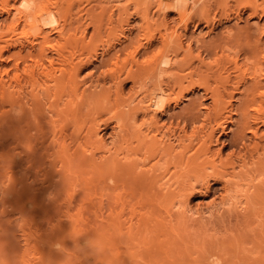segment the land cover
<instances>
[{"label":"bare ground","instance_id":"1","mask_svg":"<svg viewBox=\"0 0 264 264\" xmlns=\"http://www.w3.org/2000/svg\"><path fill=\"white\" fill-rule=\"evenodd\" d=\"M74 1L69 0L71 9ZM158 1L156 6L160 2L161 6H165L163 0ZM220 1L217 2L218 6L226 7L228 0ZM232 1H236L232 15L224 10V13L218 14L217 21L222 24L223 20L231 18L237 21L242 9H250L246 31L253 37L255 48L252 44V48L250 46L247 50L229 45L234 37L235 40L238 38L237 35L233 36L231 26L224 25L219 35L228 40L224 42L222 39L224 44L218 45L220 54L215 59L211 57L214 60L212 64L213 60L207 61L208 54H204L206 51L202 48L203 29L198 30L201 22L206 26L212 23L213 26L208 28L210 32L216 28L214 25L217 22H213L216 16H211L206 7L200 8L199 12L185 4L192 13H200H196L199 16L197 22L194 21L191 33L186 36L185 32L189 30L187 20L193 15H188L192 13L186 8L187 12L185 5L177 4L178 8H174V2V5L167 2L171 10L179 9L176 10L179 20L172 27L165 26L164 10L167 6L162 8L158 5L164 11L160 16L163 15L161 24L166 31L161 32L158 42H154L157 38H154L152 31L148 32L149 24L144 26V22L149 23L148 0H129L136 4L137 9H141L135 12V21L137 24L140 22L136 26L148 31L141 36L144 39H136L140 42L130 45L131 49L125 50V56L121 58L119 52L127 47L116 49V44L119 42L121 45L129 38L124 26L119 30V27H113L107 41L91 44L85 40L84 32L87 29L81 30L77 26L72 32L67 28L68 32H64L67 24L72 22L73 14L70 7L61 4V0H0V16H3L0 21V59L4 51L12 46H19L20 50L27 48L25 54L19 55L22 66L14 63L12 74L4 68L2 71L6 77L0 71V128L6 129L3 131L10 133L12 141L17 142L15 161L19 167L16 171L5 170L0 174V214L5 213L6 202L23 206L48 198L60 203L58 205L64 203V216L73 218L84 212L83 201L81 204L75 201L78 207L74 213L77 214L69 213L73 209L70 208L76 193L78 195L81 190L88 189L97 194L100 189L102 197L105 194L110 196L111 192L105 193L107 189L112 191L110 197H113L118 210H106L109 213L106 217L103 207L96 206L97 203L96 207L93 205L96 211L94 215L100 217L97 228L104 231L106 221L110 228L124 229L126 237L120 236L118 240L125 243L122 245L124 251L133 253L131 255L134 257L138 249H142L137 253L139 256L154 258L163 255L171 258L182 249L203 248V254L210 256L216 253L215 257H220L219 260L224 262L237 257L240 251L257 253L255 251L264 248V218H261L264 216V128L261 129L264 126V24H258L264 16V0ZM113 5L122 11L121 7H125L127 2L121 7L115 3ZM224 7L220 8L223 10ZM183 9L186 11L183 12ZM87 12L89 16L90 12ZM111 13L109 17L113 15ZM83 16L77 15L74 22L77 19L81 22ZM128 17H122L117 26L124 23L129 25ZM114 28L118 31L114 32ZM78 32L80 34L77 36ZM65 33H71V37ZM183 35L186 37L185 43ZM121 36L124 40H121ZM69 37L72 42H69ZM113 49L116 50L108 57L110 61L103 63L108 65L107 68L100 69L101 72L97 68L100 72L97 77L83 78L86 73L81 77L80 71L85 64L93 63L99 57L104 58ZM256 50L262 58L260 62L256 58L259 56ZM223 60L233 63L234 70L240 71V76L248 75L253 81V86L250 84L247 89L244 85V95H247L245 100L243 95L244 107H240V103L239 107H235L231 101L234 97L231 91L239 92L241 87L242 93V84L236 83L229 92L223 91L227 88L224 82H230L229 72L226 75L224 72V78H218L225 85H219L220 80H216L219 84L216 82L212 87L207 76L199 71L201 68L209 70ZM99 62L102 64V61ZM195 76L198 78L195 79ZM164 78L170 79L171 87L167 84L170 88L180 86V83L184 86V80V83L190 82L175 95L174 106L186 99L187 92L196 86L205 92V97L211 98L212 105L204 111V124L200 128L193 126L190 130V125L186 123L178 122L175 125L161 121L164 120L163 116L169 114L171 106V97L167 98L169 94L165 86L169 80L166 82ZM125 80L131 81L126 94L123 90ZM219 86L223 89L220 90ZM225 111L227 114L224 117ZM238 113L244 114L243 121L238 120L240 125L237 122L239 130L234 133L233 143L239 145L238 152L236 149L234 153L230 151L224 156L220 148H211L212 143L218 141L215 131L226 132L227 128L237 125L234 115ZM107 128H110V132H107L110 139L104 136L103 130ZM246 138L251 139L249 145ZM25 156L35 159L31 165L35 166L32 172L30 166L24 165L25 159H28ZM88 171H92V175L86 178ZM214 182L221 185L220 197L193 206L191 198L194 193H208ZM22 206L17 208L19 215L11 223H19L28 215ZM138 207L142 208V212ZM260 215L261 219H257ZM255 223L261 235L253 233ZM19 230L23 231V228ZM24 240L28 241V238L24 237ZM248 243L255 250H249L246 247ZM168 244L176 245L177 249L167 250ZM19 249L24 256L26 248ZM141 256L139 258H143ZM254 261L251 256L244 255L239 259V264H255Z\"/></svg>","mask_w":264,"mask_h":264},{"label":"rangeland","instance_id":"2","mask_svg":"<svg viewBox=\"0 0 264 264\" xmlns=\"http://www.w3.org/2000/svg\"><path fill=\"white\" fill-rule=\"evenodd\" d=\"M61 1H62L61 4L63 6L70 7V9H71V5L69 6V4H68V3H70L69 0L68 1L67 0H61ZM66 1H67L68 5L67 4L65 5ZM115 1L116 0H111V1L110 0H79V1L76 0V1H74V4L72 3L73 7L71 9V13L73 14V15H71V17H73V19H72L71 23L67 24V27H65L64 32H68L70 30H71L70 32H72V29L74 31L75 27L77 28V26H79L81 30L87 29L84 32L85 40L89 41L91 44H99L100 42L107 41L109 39L108 37L110 36V34L112 35V33H110V32H111V30L113 31V27H119L118 28V30H119L121 26H122V28L124 26L125 28H123V29L126 30L125 31L126 34H129V38L126 39L125 41H123V43L121 45L119 44V42H117V44H116V49H118V47H123V48L127 47V48L122 50L124 52H122V51L119 52L120 57L122 58L123 56H125L124 55L125 50L128 51L129 49H131V47H129L130 45L134 46L135 44H138V42H140V41L137 42L136 39H140V40L144 39L141 36H143V33L147 32L148 30H149L148 32L152 31L153 34H155L154 38H157V39H154V42L155 41L158 42V40H160L159 35L161 34V32L166 31L164 29L165 28L164 25L161 24V20H162L161 17L163 15L160 16V14H163V13H161L163 11L162 8L167 6L168 3H170V4L172 3L173 5L175 3V5L172 6L174 8H178V7H176L177 4H179L180 6H182V5L184 6L185 4H187L188 6H191L192 10L196 9L199 12L201 10L200 8H202V7L203 8H205V7L209 8L208 11H210L211 16H216V18L214 17V19H213L214 23H215V21L218 23V21H217L218 17H219L218 14L224 13L225 11L226 12L228 11L227 13L231 14V13H233V10L235 9V6H236V5L234 6V3H236V1H232V0H228V2L226 3V7H224L225 5L220 6V7H224L223 10L217 4V2L219 0L217 2L215 0H175V2L173 0L172 1L171 0H163L162 4L165 2V6L164 5L161 6L160 5L161 2H160L158 4L160 7H162L160 9L158 7V5L156 6V3L159 2L158 0H148L149 3H147V4H150V5H149V8H148V6H147V8L149 9V11H148V9H144V8H143V10H145V11L147 10L149 13V14L147 13V15L149 16V18H147L149 23H147V21L144 22V26H147L149 24L148 25L149 27H148V30L142 31L141 27L136 26V25H139L140 22L137 24L135 21L136 20L135 17H136V13H137L136 10L141 11V9L140 10H139V8L137 9L136 4L130 3L129 0H120V1L117 0V2H115ZM125 1L127 2V5H126ZM151 1H152V3H150ZM153 1H156V2H153ZM221 1H224V0H221ZM195 2L197 5L195 4ZM114 3L117 6L119 4L120 7L126 5L125 7H121L123 12L121 10H118L117 9L118 7L116 8V6L113 5ZM190 3H191V5H190ZM111 4H112V6H111ZM121 4H123V5H121ZM192 4H193V7H192ZM223 4H224V2H223ZM227 4L229 6H227ZM133 5H134V7H133ZM179 5H177V6H179ZM187 5H185L184 8L185 9L187 8L189 10V12L192 13L194 10L192 11L190 9V7L188 8ZM155 6L158 7V8H156V9H158V12H159L158 14L156 13L157 10H155ZM150 7H151V9H150ZM229 7H231V8H229ZM107 8H108V10H107ZM109 8H111L112 11ZM124 8L127 10L124 11L125 10ZM170 8H171V6H167L164 10L165 11V20H166L165 26L168 25L170 27V25H171V27H172L173 25H175L177 19L179 20V14L176 11V10L179 11V9L173 8L171 10ZM159 9L161 11H159ZM185 9H183L184 10L183 12H185L187 10V9L186 10ZM143 10H142V12H143ZM188 10H187V12H188ZM217 10H219V11H217ZM85 11L86 12L88 11L87 13L90 12L89 16L86 15ZM111 12H113V15L109 17ZM199 12H196V13L198 14ZM218 12H220V13H218ZM250 12H251L250 9H246V8L242 9L240 11V19L235 21L236 19L232 20V18H231L229 20H223V24L221 22L218 24L215 23L214 26L216 28H214L215 30H212L211 32L208 30V28L210 29L213 26L212 23H211V25L209 24L210 26H208V25L206 26L203 22H201L199 24L200 29L198 28V30L203 29V31H202V33H203L202 44L204 45V47H202V48L206 51V52H204V54L205 53L208 54L207 61L211 62L213 59H215L220 54V52L218 50H219V47L221 46V44L223 45L225 40H228L227 38L224 39V38L220 37L221 35H219V31L222 30V28H221L222 26H223V28L225 26H228V27L231 26L234 30L233 36L237 35L238 39L235 40L236 38L234 37L235 39L233 38V40H235V41H233V40L231 42L229 41L230 42L229 45H231L234 48H239V49L244 50V48L245 49L249 48L252 44V46L255 48L253 37L250 34H248V32L246 31V25L248 24V20H249L248 14ZM103 13L105 15H103ZM196 13L188 14L189 16L193 15V16H190L193 19H191L189 17H188L189 20L186 19L187 23H188L187 29H189V30H186L185 35L191 33L190 31H192V27H193L192 25H193L194 21L197 22L196 20L199 16H197ZM76 14L77 15H80V14L84 15L82 18L84 21L81 19L83 21V24L81 23L82 21L80 22V20L78 21V19L76 20L77 23L74 22L75 18H77ZM194 14H196V15H194ZM128 15H129V17H128ZM185 15L187 16V13H185ZM185 15H184V17H185ZM126 16L128 17V22L130 21L129 25H126L124 23V21H125L124 20V21H122L124 23V25L117 26L118 24L121 23L120 20L122 19V17L126 18ZM2 18H3V16H0V21ZM110 18H112V20H110ZM190 20H191V22H190ZM78 22H80L81 24ZM91 22H92V24H91ZM93 22L96 23L95 24L96 25L95 30H94L95 27H94ZM88 23H90V24H88ZM77 24H79V25H77ZM258 24H259V26L260 25L262 26V24H264V16H262V18L259 19ZM84 26H85V28H84ZM69 27H71V29ZM131 27H132V29H130L131 31H129L128 29ZM137 27H139V28H137ZM66 28L69 30L67 31ZM149 28H151V30ZM80 29L78 31H81ZM159 29L161 31H159ZM241 29H243V30H241ZM118 30H116V28H114V32L118 31ZM154 30H155V33H154ZM156 30H158L160 33L157 32ZM187 31H188V33H187ZM205 32H206V34H205ZM236 33H238V34H236ZM65 34H63V36H65ZM70 34H66V35L70 36ZM79 34H80V32L77 33V36ZM113 35H114V33H113ZM55 36H56V38L59 37V36L57 37V35H55ZM70 37H69V39H70ZM182 39L184 40L183 42L185 43L186 37H184V35L182 36ZM222 39H224L223 40L224 42H222ZM248 39H249V41H248ZM70 40L71 41H69V42H72V39H70ZM121 40H124V38L122 37ZM55 42H56V40H55ZM249 43H250V45H249ZM218 45H220V46H218ZM247 45H249V46L247 47ZM216 46H217V48H216ZM252 46H251V48H252ZM12 47L13 48L10 47V48L6 49L4 51L2 58L0 59V71L2 72V75H4V72L2 71V70H4V68H5V70L7 69L10 74H12V72L14 71V65H15L14 63L18 62V63H20V66H22V63H21L22 60L19 57V55L25 54L27 48L25 50L24 49L20 50L19 46H12ZM18 49L20 50V52H18L19 51ZM67 49H70V48L68 47ZM116 49L111 50L109 52V54H107V55L105 54L104 58L99 57L98 58L99 60L96 59L93 63L85 64L84 68H82V70L80 71L81 77H83L85 73H86V75H88L89 73L92 75L91 76H90V74L88 76L85 75L83 78H91L92 76H93L92 78L97 77L96 75H99L101 72L100 69L107 68L108 65H105V64L103 65V63L110 61L108 57L109 56L111 57L112 53ZM215 51L217 52V54H215L216 53ZM249 52H250V50H249ZM255 53H257V50ZM256 55L260 56L259 53H257ZM259 56L256 57L258 59V62H260V60H262L261 56H260V58H259ZM211 57L213 58L212 60H211ZM18 58H20V59H18ZM99 61H102V64ZM223 61L224 62L221 61V63H219L218 65H216V64L214 66L212 65L211 66L212 68L209 70H205L204 68H201V69H199V71L203 76H207V79H209L208 82H209L210 86H212V84H213L214 87H215L216 82H218L217 84H219V81H216V80H220V79L224 78V75H226L229 72L228 74L230 76L229 77L230 82H228V84H227V82H224V83H226V86L228 89L226 88V90H223V91L227 92L228 90H232L236 83H239L240 86L242 84V87H243L242 93H241V87H240L239 92L235 91L234 89L231 91V92H233V95L235 97V98L233 97L231 99V101L235 107L236 106L239 107L240 104L242 105L240 107H244L245 104L243 102H245V101H243L242 99L245 96L244 97V100H245L247 95L246 94L244 95L245 91H243V90L247 89V86L249 87L250 84H251V86H253V83H252L253 81L251 80L250 77H248V75L245 77H243V75L240 76V71H238L236 69L234 70V64L233 63L227 62L228 63L227 64V63H225L226 62L225 60H223ZM195 62H194V65L196 67L197 62H196V64H195ZM213 62H214V60L212 61V64H214ZM99 63L103 66H101ZM220 64H224V65H220ZM104 66H106V67H104ZM217 67L219 68L220 71H222L224 69L222 71L223 73L219 72ZM223 67H225L226 69ZM97 68L100 72L97 70ZM212 69H214V70L211 71ZM218 72H219V75L221 77H218L219 76V75H217ZM224 72H225V74H224ZM236 72L239 73V75H237ZM238 76H240L241 78H239ZM123 77L124 76L122 75V78ZM197 78L198 77H196L195 79H197ZM218 78H220V79H218ZM164 80L165 81L169 80L168 83H166V84L164 83L165 86L171 82L170 79H168V78L167 79L164 78ZM231 80L234 81L233 82L234 85H233ZM237 80H241L242 83L240 81H237ZM250 80H251V82H249ZM185 81L186 80H184L182 82V84L184 86H182L181 83L179 84L180 86L177 85V86H174L172 88H170L171 87L170 84H169L170 87L168 85L166 86L167 95L169 94V96H167V98L170 99V97H171L170 100L168 99L171 103V106H170V111L168 112L169 114H167V116H163L164 120L161 119V121H163V122L167 121L166 122L167 124L171 122L172 124H175V125L178 122L183 123V124L186 123L187 125H190V126H188V128L191 130V128L193 126L200 128L204 124V116H205L204 111L206 110L207 107H211L212 101H211V98H209L208 96L205 97V92L202 89L199 90V88L197 89V86H196L195 89H193L191 92H187L186 99L182 100V102H180L178 105L174 106V99L173 98H175V95H178L180 90H182L183 87L185 88V86H187L188 83H190L187 81L186 82L187 85H186V83H184ZM220 83L221 84H219V85H222V83H223L222 80H220ZM228 85H229L230 89H229ZM244 85L246 86L245 89H244ZM123 86H124L123 87L124 93L126 94L128 92V89H130L131 81L125 80ZM219 87H220L219 88L220 90L223 89L221 86H219ZM171 89L172 90L175 89V90L172 91ZM224 97L226 98V96H224ZM172 99H173V102L171 101ZM224 113L222 116L225 117L227 112L225 111ZM243 116H244V114H241V113L235 114L234 117L236 118L235 121L237 120L236 123L238 122L240 125V123H241L240 121H243V118H244ZM224 117H222V118H224ZM238 117H240V119H238ZM238 120H240V121H238ZM238 123H237V125H238ZM229 125H231V124H228V126ZM237 125L236 124L233 125L232 126L233 129L227 128L226 132L215 131V134L218 138V141H216L215 143L214 142L212 143L213 144L211 146L212 150L216 149V148L217 149L220 148L222 150V154L224 156L230 154V153H228L230 151L234 153V151H236V149L239 148V145H235L233 143L235 141L234 133H235V131L237 132L239 130V125L238 126ZM262 128H264V126H261V129ZM109 129L107 128V129L103 130V132L105 133L104 136L106 135L105 138H107V139H110V136H108L109 134L107 133V132H110ZM3 130L7 131L6 129H3ZM3 130L0 128V174L2 171H5V170L6 171H8V170L16 171L19 168V167H17V162L15 161V153L17 152V148H15V147L17 145V142L12 141L11 134L5 133ZM3 133H5V134L3 135ZM245 141H246V143H248V145L251 143L250 138H246ZM232 144H234V145H232ZM10 149H12V150H10ZM236 152H238V149ZM29 155H32V154H29ZM27 156H25V157H27ZM27 158L28 159L27 160L25 159V162L23 161L24 165H27L26 167L30 166L29 169H31V172H32V170L35 166L33 167L31 165L35 159L33 160L34 157L33 158L27 157ZM26 161H27V163H26ZM28 164H30V165H28ZM33 173H34V171H33ZM85 174L87 176L86 178H89L92 175V171L91 172L88 171V173H85ZM93 179H95V178H93ZM220 186L221 185L219 184V182H214L211 185L212 189L208 193L201 194L198 192V194H197V191H196L195 192L196 194L194 193V195L191 198L192 199L191 204L193 206L194 205L197 206V204H200V203L201 204L207 203L210 199H214V198L218 199V197H220L219 195H221L220 193L222 192V190H221L222 188ZM95 192L96 191H94V190L85 189V190H81V193H79V190H78V193L81 194L82 196H80L79 194H78L79 195L78 196L76 193V196L73 197L74 201L72 200L73 202L71 203L72 207L70 206L71 207L70 209H72V208L73 209L69 210V213H70V211H72L73 213L76 212V208L78 207L77 204L82 202V201H83L82 206H84L83 207L84 212L82 211V214L80 216L75 215L77 213H74L75 216L73 218L71 216L70 217L68 216L69 218L64 216V214H63L65 211L64 210L65 206L63 205L64 203L61 205H58L60 203H57V201H54L53 199H52L53 200L52 201L51 199L48 200V198L47 199L41 198L39 200H36L32 203L25 204L23 206L20 204H15L12 201L6 202L5 203V210H6L5 213L3 215L0 214V264H239V259L244 255L251 256L253 259H255V261H254L255 264H264V248H261L260 251H255L257 253H254L252 251H250V253H249L246 250L240 251L238 253L237 257L229 258L224 262L219 260V259H221L220 257H215L216 253L212 254L210 256H207L206 253L203 254L202 253L203 248H201V249L200 248H192L189 251H185L182 249V251L180 253H178L175 256H171V258L164 257L163 255H160V256L154 257V258H152V256L145 257V256L140 255L143 258H139L140 256L137 253L138 252L140 253V251L142 249H138V251L136 252V256L134 257L131 255L133 253L130 254V253L124 251L122 245L124 246L125 243H123V242L120 243V241L118 240L120 236L126 237V235L123 234L124 229L120 231V230L112 228V227L110 228V227H108V224H106L107 223L106 221L104 222V225H106V226H104L106 228L104 231L97 228V225L100 221V217L97 218L98 216L94 215L93 212L95 211L94 210L95 208H93V205L95 206L97 203L98 205H96V206H100L101 208L103 207V209H104V210H102V211H104L103 213L110 212V209H111V211H114V209L117 208L118 206L117 205L115 206V203H113V201H112L113 197L112 198L110 197V196H112L111 190L108 191L106 189L105 193H108V192H111V193H109L110 196L108 194L103 195L104 197H102L99 194L100 189H99V191H97L98 192L97 194H95ZM97 196H99L100 199ZM102 198H105V199H102ZM107 198H108V200H107ZM109 198H111L110 199L111 201L109 200ZM75 201L78 203H76ZM104 203H105V205H104ZM51 204H53V205H51ZM21 206L24 207L26 211H28V215L25 216L21 221H19V223L18 222H12L11 223V220L14 219V217H16L17 215H19V213L16 210H17V208L19 209ZM105 206L109 207V208H106ZM112 206L113 207L115 206V207L112 208ZM50 209H51V211H50ZM138 209L140 210L142 208L138 207ZM144 209H146V208H144ZM117 210H118V208H117ZM140 212H142V211L140 210ZM262 212H264V211H262ZM108 214L109 213H106V215L105 214L104 215L107 217ZM260 214L262 215V213H260ZM261 215L257 216L258 217L257 219L264 218V216L261 217ZM257 219H256V222H257ZM255 226H256V223H255ZM21 228H23V231L19 230ZM256 229H257V231H256ZM255 232L259 233L258 235H261L260 234L261 232H259V229L257 226H256L255 231L253 233H255ZM22 233H24V235H22ZM248 233L251 234L252 232H248ZM24 237H27L28 241L27 240L25 241ZM166 246H167V248H166L167 250L172 251V250L177 249V246L173 245V244H168ZM246 247L249 250H255V247H253V245L251 243L246 244ZM19 248H26V252H25L24 256H22V251ZM217 253L221 254V252H217ZM125 254H126V257H125ZM225 257H227V255H225ZM247 264H249V263H247Z\"/></svg>","mask_w":264,"mask_h":264}]
</instances>
